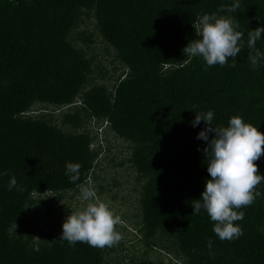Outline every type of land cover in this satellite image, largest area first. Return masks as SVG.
Masks as SVG:
<instances>
[{
  "label": "trees",
  "instance_id": "obj_1",
  "mask_svg": "<svg viewBox=\"0 0 264 264\" xmlns=\"http://www.w3.org/2000/svg\"><path fill=\"white\" fill-rule=\"evenodd\" d=\"M232 3L0 0V264H164L159 253L166 264H264V196L237 210L243 235L231 241L215 235L203 209L193 212L210 178L196 112L211 110L224 126L238 115L264 132V62L253 66L247 46L248 33L264 26V0L221 11ZM205 13L238 21L236 67H208L183 53ZM256 48L264 52V38ZM107 133L129 141L136 172L141 216L129 235L141 251L128 262L126 235L100 249L59 239L61 225L39 227L56 211L54 199L63 208L88 178L98 194L111 190L95 173ZM66 162L81 165L76 183ZM256 163L264 173V155ZM257 188L264 192V183Z\"/></svg>",
  "mask_w": 264,
  "mask_h": 264
},
{
  "label": "clouds",
  "instance_id": "obj_2",
  "mask_svg": "<svg viewBox=\"0 0 264 264\" xmlns=\"http://www.w3.org/2000/svg\"><path fill=\"white\" fill-rule=\"evenodd\" d=\"M239 8V0H233L230 7L221 8V11L235 13ZM195 27L197 39L189 41L183 48V53L191 58L200 57L208 67L227 65L236 67V57L241 52L243 33L239 31V23L231 16H221L216 13H205L199 17ZM264 38V26H258L248 33L247 46L254 50L255 54L249 59L253 66H260L264 62V52L256 48L258 40ZM232 63L229 64V59ZM201 121L205 128L197 133V139L206 141L203 148L204 157L207 160V172L210 178L205 180V186L197 202L193 204V212L199 214L203 209L210 220L214 222L213 232L220 240H234L243 235L240 224L235 223L243 219L244 213L237 211L252 205L257 197L264 196V192L257 186L264 183V173H261L256 163L264 155V132L258 127L245 122L240 116L229 118L227 126L215 125L214 112L197 113L192 126H198ZM106 128V127H105ZM105 128L99 131L104 133ZM209 133H213L210 137ZM102 137V136H101ZM127 141V140H126ZM128 145L129 144V141ZM130 150H128V155ZM125 163L127 177L117 172L118 185H109L110 200L112 196L119 199L117 192L123 190L128 200L138 197L137 189L134 190L133 176L136 172L129 168L126 158L120 162ZM127 162V163H126ZM79 163L66 162L65 174L70 182L76 183L80 179ZM123 179V180H121ZM125 179L130 185H123ZM132 179V182L130 180ZM93 178H88L86 186L80 187L81 199L86 205L75 212L71 211L63 224L60 235L61 240L75 246L79 243H87L90 247L103 249L117 245L122 236L116 226L120 224V217L116 215L111 205L101 200L93 187L89 184ZM96 179L94 178V182ZM97 180H100L97 178ZM16 186V180L12 179L9 188ZM103 193V194H107ZM135 232V229H129ZM211 247V241H209Z\"/></svg>",
  "mask_w": 264,
  "mask_h": 264
},
{
  "label": "rangeland",
  "instance_id": "obj_3",
  "mask_svg": "<svg viewBox=\"0 0 264 264\" xmlns=\"http://www.w3.org/2000/svg\"><path fill=\"white\" fill-rule=\"evenodd\" d=\"M37 106L41 107L39 105ZM105 138L103 135L102 141L100 142V160L98 162L99 166L96 168L95 173L98 175V178L100 179V182L102 184H104L105 186H112V184L114 185V180H116V178H119L117 175L115 176L116 178L113 176L115 173L122 172L121 175H124L123 177L125 178L127 177L126 175H128V170L125 171V165L127 164L123 163L122 165H120V162L123 159L128 158V142L122 139L121 137L115 135L114 133H107ZM89 182V184H92L94 182V179ZM130 182H132V179L130 180ZM115 185H118V183ZM123 185L129 186L130 183L125 179ZM109 192L106 195L98 194L97 192L96 194L101 200L109 203L112 209L115 211L116 215L120 217V224L116 227L121 235H126L123 237V241H126L124 242V244L127 246V249H124V255H126L125 261L128 262L129 258H127V255H135L138 258L140 257V247L135 242L134 237L130 236H133L134 233L131 232L129 229H135V226H137L136 221H140L141 214L139 215V211L136 210L137 203L135 202L134 197H132L131 200H128L123 190L121 189L117 192V195L120 198L116 199V196H112L110 200ZM57 199L58 198H55L54 202L49 205L50 208L57 207L56 211L49 216L42 217V220L39 223L40 230L44 232H50L56 228L58 229L60 225L62 226L65 218L71 214V211L75 212L79 209H82L87 203L81 199L80 191L79 193L75 194L73 199H71L70 196L66 194L64 200L62 201V203H65L63 205V208H61L58 202L59 200ZM54 204L56 207L54 206ZM156 251L157 253L162 252L160 250ZM159 255L164 259V264L169 262L168 256L164 255L163 253H159Z\"/></svg>",
  "mask_w": 264,
  "mask_h": 264
}]
</instances>
